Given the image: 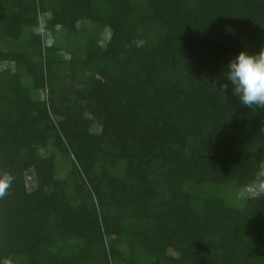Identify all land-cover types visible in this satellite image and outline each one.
Listing matches in <instances>:
<instances>
[{
    "label": "trees",
    "instance_id": "trees-1",
    "mask_svg": "<svg viewBox=\"0 0 264 264\" xmlns=\"http://www.w3.org/2000/svg\"><path fill=\"white\" fill-rule=\"evenodd\" d=\"M262 47L264 0H0V264H264V108L220 90Z\"/></svg>",
    "mask_w": 264,
    "mask_h": 264
},
{
    "label": "clouds",
    "instance_id": "clouds-1",
    "mask_svg": "<svg viewBox=\"0 0 264 264\" xmlns=\"http://www.w3.org/2000/svg\"><path fill=\"white\" fill-rule=\"evenodd\" d=\"M225 73L227 83L220 85V90L224 93L221 95L236 96L241 106L264 108V47L257 54L241 51L229 61ZM11 183L12 177H0V196L5 194ZM253 185L264 195V163L255 172Z\"/></svg>",
    "mask_w": 264,
    "mask_h": 264
},
{
    "label": "rangeland",
    "instance_id": "rangeland-1",
    "mask_svg": "<svg viewBox=\"0 0 264 264\" xmlns=\"http://www.w3.org/2000/svg\"><path fill=\"white\" fill-rule=\"evenodd\" d=\"M109 36H110V31L109 30H105L104 38L107 39V38H109ZM39 95H40L39 97H40L41 100H44L46 98V93L44 91H40ZM92 130H93V132L99 133L100 132V127L94 125ZM41 154L44 155V153H41ZM56 167H57L58 174L60 176H64L66 171L69 169L68 164H66L61 159H58L56 161ZM26 183H27L28 189L31 190V189L34 188V182H33V178L31 177V174H27L26 175ZM253 194H255V191H252V190H249V191H246V192H240V193H238V200H240L242 198H245V197H247L249 195L251 196Z\"/></svg>",
    "mask_w": 264,
    "mask_h": 264
}]
</instances>
